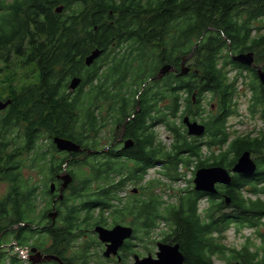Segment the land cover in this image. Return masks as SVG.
Segmentation results:
<instances>
[{"label": "trees", "instance_id": "trees-1", "mask_svg": "<svg viewBox=\"0 0 264 264\" xmlns=\"http://www.w3.org/2000/svg\"><path fill=\"white\" fill-rule=\"evenodd\" d=\"M73 1L0 0V101H12L0 111V185L5 184V193L0 196V246L6 242H15L21 248L31 245L44 254L61 256L65 264H89L91 249L98 248L100 244L94 237L86 240L84 229H93L96 225L111 227L125 224L134 228V241L145 244L154 243V238L157 240L159 236L168 239L170 234L165 233H158L157 238H152L155 227L164 222L174 230L176 240L181 243L185 264H195L194 258L197 257L210 264L195 251L219 250L222 256L227 257L225 252L228 248L223 243L208 247L195 242L203 227L198 212L200 199L203 195H213L195 191L192 185L170 194L171 189L165 191L162 187V180L173 184L184 176L180 167L187 169L195 163L194 159L197 167L232 165L239 155L238 151L253 149L255 141L258 140L264 148V127L255 136L227 130V118L238 114L237 108L235 110L228 105L235 94L228 71L224 69L228 62L223 64L221 77L211 81L210 60L201 56H208L210 49L223 48L222 53L229 60L230 53L247 49L256 51L248 44V18L239 16L236 20L234 15L231 16L236 0L197 1L199 11L216 13H182L183 0H154V13H113L111 16L98 13L97 0H86L78 7L72 6ZM240 1L243 6L253 4ZM60 4L64 6L63 12L56 13L55 9ZM101 6L104 8L106 3ZM134 6L131 4V7ZM152 6L153 2H150L149 7ZM112 20L116 27L109 24ZM186 21L190 22L191 37L195 40L204 30L205 36L207 29L213 27L220 30V34H217L219 38L222 31L234 39L232 41L237 47L229 52L226 41L222 40L221 47L212 43L210 48H204L205 36L198 44L196 53L199 55L192 66L198 69L200 75H206L205 79L208 80L195 78L189 85L185 80L186 75L155 80L154 112L148 118L138 113L126 123L124 137L132 138L134 146L125 152V159L115 158L112 151L105 150L110 140L108 133L131 113L126 112L121 102L117 104L108 89L112 86L119 89L125 82L107 81L104 74L99 72L102 64L86 67L83 65L85 56L93 49L105 51L113 41L151 42L154 32L156 69L164 61L176 60L172 56L160 60L157 55L160 47L155 44L157 37L166 34L165 39L159 40L164 42L165 49L172 43L182 42ZM234 25L235 29L232 28ZM209 32L214 34L213 31ZM149 49L141 47L142 51ZM258 55L263 60L264 50H259ZM74 76L81 77L82 83L76 92H70L68 85ZM201 91L211 93L205 104L200 103L199 109L202 116L209 109L202 121L210 143L220 147L233 138L219 155H215L214 150L203 155L201 143L196 141L197 138L187 136L182 123L185 115H194L192 97L195 93L198 97ZM125 101L129 107L130 102ZM211 104L215 110L210 109ZM263 108H258L257 103L252 102L249 112L253 114L258 109L264 120ZM153 120L154 132L145 130L146 123ZM158 125H163L168 131V144L160 140L159 132L155 131ZM54 136L70 139L92 153L58 152L51 144ZM71 155L75 159L69 162L67 169L73 181L64 192L63 199L59 200L57 193L50 192L47 181H56L55 173L63 170L64 160ZM80 155H83V159L77 158ZM260 164L256 175L262 177L263 162ZM157 166L162 177L145 182L148 169ZM28 171H36L39 178H26L24 173ZM246 178L234 176L229 185L231 192L228 193L238 210L241 223L251 221L250 212L255 210L257 213L264 206L262 200L252 201L239 190L234 191L235 187L246 183ZM129 183L138 186L139 192L133 193L131 190L123 198L119 192ZM157 189L168 192L172 200L164 201ZM53 199L60 224L55 222V225L48 227L46 224L48 213L53 210ZM212 202L205 212L207 216L215 217L219 205H215L214 199ZM230 222L228 216H222L214 223L209 220L206 223L207 232L219 228L223 234ZM72 244L78 245L74 247ZM11 249L14 250L15 246H11ZM69 250L72 254L67 257ZM124 251L126 254L122 263L116 264H129L130 254L136 252L134 244L127 241ZM11 256L0 249V264H21L16 252L10 261ZM228 258L236 259L232 254ZM106 264L111 263L106 260Z\"/></svg>", "mask_w": 264, "mask_h": 264}, {"label": "flooded vegetation", "instance_id": "flooded-vegetation-1", "mask_svg": "<svg viewBox=\"0 0 264 264\" xmlns=\"http://www.w3.org/2000/svg\"><path fill=\"white\" fill-rule=\"evenodd\" d=\"M97 1H98L97 5L99 8L98 13H108L107 15L110 16L113 15V13H154V0H97ZM170 1H174V0H170ZM177 1L179 2L180 0ZM197 1L200 0H183V6L181 8L183 9L182 13H216L214 11H199L197 9ZM245 1L252 2L253 4L250 3V5L247 4V6H243L240 0H236L235 4L233 5L234 13H230V14L231 16L234 15L236 17V20L239 16L241 17L246 16L245 18H248L247 30L249 33V42H250V43L248 42V44L249 45L251 44L254 49L256 48V51L247 49L242 52L233 53V55L252 52L254 57L253 62L249 65L240 63L232 59L231 57L232 54H230V58L228 60V58H226V56L222 53L223 48H220L215 51L213 49H210V53L208 56L206 55H201V56L203 58L207 57L210 60L208 68L213 76L212 77L208 76V77H210L211 81L217 80L218 78L221 77L223 64L224 62H228L224 69L228 71V75L234 72V75L230 77L231 79H229V82H232L231 85L234 87L238 86V82L239 83L241 82V88L239 89L240 93L244 89L243 94L245 93V91L248 94L249 103L246 108H250V104L252 102H256L257 107L261 108L262 106L264 107V102H263L264 88H262L264 87V82H262L261 80L262 72L264 73V59L260 60L258 51L262 49L264 50V0H245ZM86 2H87L86 0H74L73 6L78 7L80 6L81 3H86ZM150 2H153L152 7H149ZM102 3H106V6L104 8L101 6ZM131 4L135 6L131 7ZM73 11L74 13H77L76 10ZM243 20H241V22H243ZM109 22L111 26L116 27L114 20ZM232 28L235 29L236 25L232 26ZM207 30L208 33L205 35L206 40H205L204 48L207 49L210 48L212 43H215V45L217 44L221 47L222 40L226 41V49L229 52H232L231 51L232 48L237 47L236 43H233L232 41L234 39L232 37H227L226 35L223 34L222 31H221L222 37L219 38L217 34H220L219 33L220 30L218 28L209 27ZM209 30L213 31L214 34H211ZM183 32L184 35L182 42L178 41L175 45L173 43L170 45L168 44L169 47L167 49H165L166 47L164 45V42L159 41L160 39H165L166 34H160L157 37V41L155 42V44L160 47L159 50H157L158 53L157 55L160 57V60L166 56L176 57V60L171 62L164 61L156 69H154V32L152 35L153 40L151 42L113 41L109 43L107 45L106 50L105 51L102 50L100 56L92 64V65H94L95 63L102 64L99 72L104 74L107 81L114 80L118 82H125V85L124 86L120 85L119 89H116V86H112L110 89H108L109 90L108 93H112L114 95L117 104L121 102L122 105H125L126 112H130L131 115H134V118L138 113L145 116V118H148V115H151L152 112H154V81L155 80L165 79L168 78L169 76L180 78L181 76L184 75H186L185 80L187 85H189V82L195 78H197L196 80H208L205 79L206 75H200L198 69L192 66V62H194L197 56L199 55L196 53V50L197 48H199L198 47L199 42L203 39V37H205L204 36L205 30L203 31V34H201V36H199V38L195 40L194 37H191L190 22L186 21ZM225 33L227 34V32ZM191 40L194 41L193 45H191ZM141 47H150V49L149 51H142ZM183 62H184V66L182 64ZM166 64L171 65L170 71L165 75H163L161 78H156L162 66ZM154 76L156 79H154ZM262 91L263 93H261ZM235 93H237L236 87H235ZM125 100L130 102L129 107L127 106ZM202 100L203 98L201 96L195 98L196 103L201 102ZM210 108L213 110L215 107L211 104ZM205 114L206 113H204V115ZM131 115H129V117ZM258 116L260 118L259 111H258ZM126 123H127L126 119L124 120L123 123L121 122L117 123L115 125L114 130L108 133L110 140H108V145L106 146L105 150L112 151L113 156H115V158L118 159H125L126 157L125 152L134 146V141L132 138L124 137V130ZM260 130L261 128H259L256 132L251 133V135L252 136L257 135ZM126 140H132L133 145L125 149L124 145ZM232 140L233 138L229 139L226 142V144H223L220 147L216 145L210 147L206 146V150L207 152L210 150H214V154L219 155L221 151L226 149V147L230 142H232ZM252 145H253V149L249 150L248 152L250 154L252 161L256 164L258 170V168L260 167V164L258 163L262 160V157L264 162V148L259 145L258 140L255 141V144ZM245 151L246 150H243L239 153V155L236 157L235 162L232 165L226 163V165H221V166L212 165L211 168L223 167L226 168L231 173V170L234 164L237 162L239 156ZM261 153H263V155ZM80 157L82 158L83 155H80L77 158L80 159ZM74 159L75 158L72 155L69 156V158H66L64 160V165L68 167L69 162ZM60 174H62V171L59 173H55L56 181L55 180L50 181V183L53 182L56 185V190L58 189L57 192L56 190L54 192L57 193L58 199H59V190L63 183L62 180L58 179ZM231 176L244 177L240 173H236V174L231 173ZM250 183L252 185L256 184L257 187L264 189V178L260 182L258 178L251 177ZM229 185H230L229 183L228 184L217 183L215 184L217 193L212 194L216 196L203 195L202 198L200 199L198 212L201 214L200 221L203 224V227L201 229L202 233L197 235L195 239V242L197 244L199 242L200 244H202V246H208V247H212L218 243H223L228 248V250H226L225 252L227 257L222 256V254L219 253V250L216 251L202 250V251H195V253L203 256L206 260H208L210 264H234V263L264 264V207L262 211L263 213L262 217L254 218L250 223H241L239 216L236 215L238 214V210L236 207L233 206L232 199L229 204L224 202V197L230 196L228 194L229 192H231L229 191V187H230ZM241 188L243 189V191L250 190V188L246 186H242ZM251 195L253 201L257 200L258 195H261V199L264 202V191L262 192V194H251ZM213 199L215 205H219L217 207L219 209L217 210L218 212H216L215 217L207 216V213L205 212V209L212 205ZM53 201H55V199H53ZM201 204L203 205L201 206ZM251 213H254V211L252 210ZM222 216H228L233 220L234 225L229 228V229L231 228L233 229V235L231 236L228 235L226 237V234H221L219 228L214 230L213 232H207L208 229L206 227V223L209 220H212L214 223V221L218 220ZM81 221L83 222L84 220L82 219ZM163 224L166 225L165 223ZM84 230L87 231L88 229H84ZM156 231L165 234H170V236L168 237V239L159 236L157 240H154V244H155L154 258H156V253L158 251L159 243L168 244L171 246L177 244L179 246L180 252L184 256V264H185L186 258L184 252L182 251V245L179 241L176 240V235L174 233V230L170 229L166 225V227L163 228L162 230L157 228ZM246 232L248 233L245 234ZM86 235L88 236L89 234ZM221 237H223V239H221L220 241L219 239ZM207 239H211V241H206ZM104 246L105 244L102 245L103 249ZM231 254L234 255L236 259L229 260L228 256H230ZM124 255H125L124 246H122V248L118 250V257L111 256L109 259H107V261L110 262L111 264H115L116 262L120 263L122 260L121 258H123ZM133 255L134 253H132V256ZM9 260L11 261V259ZM47 262L52 264L55 261L51 260V261L41 262L39 264H45ZM194 262L195 264H205L204 259L201 257L194 258Z\"/></svg>", "mask_w": 264, "mask_h": 264}, {"label": "water", "instance_id": "water-1", "mask_svg": "<svg viewBox=\"0 0 264 264\" xmlns=\"http://www.w3.org/2000/svg\"><path fill=\"white\" fill-rule=\"evenodd\" d=\"M57 12L62 11V7L56 8ZM102 53L101 50L93 49L91 52L85 56L84 64L86 66H90L93 61L99 57ZM232 59L238 61L243 64H251L253 62V53H241L239 55H232ZM169 65H164L160 72L158 73V78H160L166 72L170 70ZM261 80L264 82V73L262 72ZM81 83L80 78L74 77L70 80L69 89L71 91L75 90L79 84ZM12 101L10 99H6L4 101H0V111L6 109ZM183 122L187 126L188 134L191 135H201L204 132V126L197 124L196 122H190L187 117L183 119ZM55 148L61 152L67 153H82L83 149L79 144L72 142L71 140L59 136H54L52 139ZM133 145L132 140L125 141V148H129ZM90 151H88L89 153ZM256 169V165L252 162L249 157V153L245 152L238 159L237 163L233 166L232 171L236 173H244V174H252ZM62 175L58 178L63 181L61 188L59 190V199H62L63 190L68 186V184L72 180V176L64 169L62 171ZM231 181V177L229 172L222 167H212V168H200L195 173L194 182V190L196 191H204L209 193L217 192L215 188V184H228ZM55 190L54 183L50 184V192L53 193ZM134 192H137L134 189ZM227 201H230L229 197H226ZM48 216L55 220L57 216V211L54 209L52 212L48 214ZM94 232L97 234L98 239L104 243L105 250L103 252V256L109 258L111 255L116 256L118 254V250L124 242L131 238L133 234V229L130 226H122L121 224H116L112 228H106L104 226H96L94 227ZM32 255L30 256V261L32 264H38L46 261H56L59 264H64L59 257L52 254H42L40 251H37L36 248L31 249ZM134 264H184V256L179 250V246L176 244L174 246L159 243L158 251L156 253V258H154L151 254L147 256L140 257L139 255H134ZM238 264V263H234Z\"/></svg>", "mask_w": 264, "mask_h": 264}, {"label": "rangeland", "instance_id": "rangeland-1", "mask_svg": "<svg viewBox=\"0 0 264 264\" xmlns=\"http://www.w3.org/2000/svg\"><path fill=\"white\" fill-rule=\"evenodd\" d=\"M230 76L229 77H232L234 75V72L230 73L229 74ZM231 79V78H230ZM238 89H237V102H238V105H237V111H238V114L236 116H232L230 118H227V121L225 123V126L227 127V129L229 130V132H236V134H244V133H254L256 132L259 128H261L263 126V123L261 122V120L259 119L258 115H251L250 112L248 111V108H246L248 106V94L247 92L245 91V93L243 94L244 92V89L242 90V92L240 93L239 89L241 88V82L239 83L238 82ZM69 91L71 92V90L69 89ZM240 93V94H239ZM192 101L194 102V100L192 99ZM207 101V100H205ZM192 102V104H193ZM206 106H208V104H206ZM207 116V114L205 115ZM253 116V117H252ZM157 131L159 132V138L160 140H162L163 142H165L166 144L169 143L170 141V137H169V134H168V131L165 130L162 126H158L157 128ZM106 134V132H105ZM103 135V134H102ZM107 135V134H106ZM103 144L105 142H102ZM58 151V150H57ZM53 152V151H52ZM58 152H61V151H58ZM57 155V154H56ZM250 157V156H249ZM251 159V157H250ZM191 170L190 169L189 171H187L186 173V176L185 178H182L179 182H176L174 184H172V187L174 188V190H170V194H174L176 191L180 190L181 188H184L188 185V180L189 178L192 179V173H191ZM160 169L159 168H156V169H150L146 175V181L150 180V179H160L162 176L161 174L159 173ZM25 177L26 178H29L30 176L34 179V180H37L39 178L38 174L36 171H28V172H25ZM63 174V173H62ZM60 174V175H62ZM164 182V185L166 184H169V182L167 180H162ZM48 185L50 186V184H52L53 182L50 183V180L47 181ZM55 185V184H54ZM138 186H133L131 184H128L126 186V188L121 191L119 194L121 195H127L129 193H131V190L133 188H137ZM165 191H167L168 187L167 186H162ZM55 190H56V185H55ZM54 190V192H55ZM58 190V189H57ZM56 190V192H57ZM5 193V184H1L0 185V196H2L3 194ZM157 193L163 195V200L164 201H171L172 198L171 196L169 195L168 192H163V190L161 189H157ZM217 192L215 193H211V194H216ZM244 195L246 197H252V195L250 194H247L246 192L244 193ZM213 196H216V195H213ZM224 202L229 204L226 197H224ZM203 204H201L202 206ZM64 208V207H63ZM56 222H57V219H55ZM57 224H60V220L57 222ZM122 226H125V224H122ZM248 232H246L245 234H247ZM89 234H93V231H92V228H90L89 230ZM244 234V235H245ZM231 236L233 235V229H230L227 231L226 233V237L227 236ZM96 236V234H95ZM154 237V235L152 236V238ZM2 237H0L1 239ZM97 238V236L95 237V239ZM11 239V237H10ZM98 239V238H97ZM96 241H99L97 240ZM88 240V237L87 239ZM90 241V240H88ZM100 244V242H98ZM136 243V248L135 250L137 251V253L139 255H141L142 257L146 256L148 253H151L152 255H154V249H155V244L154 243H148L146 242L145 244H147V249H149L150 251H145V247H144V243H141V242H135ZM98 244V245H99ZM3 247L1 248V250H4V253L9 256V255H15V251H18L16 250V248L14 250L11 249L10 247V243H3L2 244ZM74 247L77 246L78 244H72ZM103 244H100L98 246V248H94V249H91V252H93V255L91 258H90V262L89 264H97L99 263L100 261V264H106V260L107 258H103L101 257L102 255V250H103V247H102ZM32 247L34 246H29L27 249H28V252L26 251V249H23L24 251V254L26 255L27 258L23 259L22 258V255H20V258H22L24 261L21 263V264H31V262H29V256L31 254V249ZM98 251V253L96 252ZM19 252V251H18ZM20 254V253H19ZM66 255L67 257H70L71 255V251H68L66 252ZM17 258H19L17 256ZM129 263L130 264H134V261H133V258H132V255H130V258H129ZM45 264H51V263H45ZM116 264V263H115Z\"/></svg>", "mask_w": 264, "mask_h": 264}, {"label": "clouds", "instance_id": "clouds-1", "mask_svg": "<svg viewBox=\"0 0 264 264\" xmlns=\"http://www.w3.org/2000/svg\"><path fill=\"white\" fill-rule=\"evenodd\" d=\"M10 244H11L10 247H11V246H17V245L15 244V242H11ZM1 248H2V247H1ZM1 248H0V249H1ZM20 248H21V247H20ZM23 248H25V247H23ZM26 251H28L27 248H26Z\"/></svg>", "mask_w": 264, "mask_h": 264}, {"label": "bare ground", "instance_id": "bare-ground-1", "mask_svg": "<svg viewBox=\"0 0 264 264\" xmlns=\"http://www.w3.org/2000/svg\"><path fill=\"white\" fill-rule=\"evenodd\" d=\"M220 69H221V68H220ZM220 69H219V70H220ZM45 192H46V191H45ZM57 200H58V199H57Z\"/></svg>", "mask_w": 264, "mask_h": 264}]
</instances>
